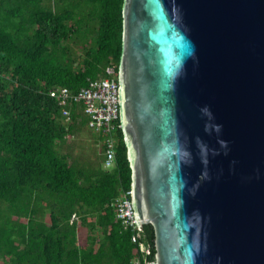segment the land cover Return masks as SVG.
Instances as JSON below:
<instances>
[{
    "label": "water",
    "instance_id": "1",
    "mask_svg": "<svg viewBox=\"0 0 264 264\" xmlns=\"http://www.w3.org/2000/svg\"><path fill=\"white\" fill-rule=\"evenodd\" d=\"M122 41L148 264H264V0H124Z\"/></svg>",
    "mask_w": 264,
    "mask_h": 264
},
{
    "label": "trees",
    "instance_id": "2",
    "mask_svg": "<svg viewBox=\"0 0 264 264\" xmlns=\"http://www.w3.org/2000/svg\"><path fill=\"white\" fill-rule=\"evenodd\" d=\"M123 4L0 0V264L155 261L152 225L127 227L114 206L132 186L122 129L111 167L101 133H92L102 151L89 165L61 152L89 119L56 93L79 91L109 67L118 74Z\"/></svg>",
    "mask_w": 264,
    "mask_h": 264
},
{
    "label": "built area",
    "instance_id": "3",
    "mask_svg": "<svg viewBox=\"0 0 264 264\" xmlns=\"http://www.w3.org/2000/svg\"><path fill=\"white\" fill-rule=\"evenodd\" d=\"M56 96L60 105L64 107L73 104L83 106V111L89 119L88 127L94 133H101L105 136V167H111L116 159L117 133L121 128L119 83L115 69L109 67L105 78L92 80L88 86L79 91L62 88ZM70 115L69 109L64 110L67 120L70 119ZM131 195V190L122 194L114 206L117 209L118 218L124 225L138 229Z\"/></svg>",
    "mask_w": 264,
    "mask_h": 264
},
{
    "label": "rangeland",
    "instance_id": "4",
    "mask_svg": "<svg viewBox=\"0 0 264 264\" xmlns=\"http://www.w3.org/2000/svg\"><path fill=\"white\" fill-rule=\"evenodd\" d=\"M93 131L88 127L77 130L76 134L61 146V152L86 165L96 161L102 151V143L95 142ZM76 219V217H74Z\"/></svg>",
    "mask_w": 264,
    "mask_h": 264
}]
</instances>
